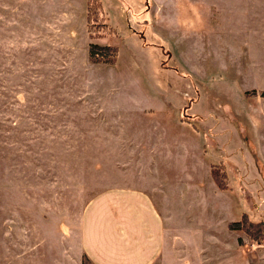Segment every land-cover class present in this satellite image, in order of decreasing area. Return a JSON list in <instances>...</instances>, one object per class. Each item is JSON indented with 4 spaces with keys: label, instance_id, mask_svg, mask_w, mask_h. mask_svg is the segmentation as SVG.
Here are the masks:
<instances>
[{
    "label": "rangeland",
    "instance_id": "rangeland-1",
    "mask_svg": "<svg viewBox=\"0 0 264 264\" xmlns=\"http://www.w3.org/2000/svg\"><path fill=\"white\" fill-rule=\"evenodd\" d=\"M100 1L90 38L85 0H0V264H91L80 215L109 188L162 215L154 264H264L229 228L264 222V0Z\"/></svg>",
    "mask_w": 264,
    "mask_h": 264
},
{
    "label": "crops",
    "instance_id": "crops-1",
    "mask_svg": "<svg viewBox=\"0 0 264 264\" xmlns=\"http://www.w3.org/2000/svg\"><path fill=\"white\" fill-rule=\"evenodd\" d=\"M164 232L163 217L147 193L109 188L85 204L79 244L91 264H154Z\"/></svg>",
    "mask_w": 264,
    "mask_h": 264
},
{
    "label": "trees",
    "instance_id": "trees-1",
    "mask_svg": "<svg viewBox=\"0 0 264 264\" xmlns=\"http://www.w3.org/2000/svg\"><path fill=\"white\" fill-rule=\"evenodd\" d=\"M85 23L90 38L99 37L105 31V15L100 0H85ZM116 56L117 47L114 45L90 43L88 46V57L94 61L112 65L116 62ZM214 167L210 166V175L217 187L224 188L221 177ZM229 228L242 231L252 242H259L264 237V222L252 221L245 213H242L237 221L231 222Z\"/></svg>",
    "mask_w": 264,
    "mask_h": 264
}]
</instances>
